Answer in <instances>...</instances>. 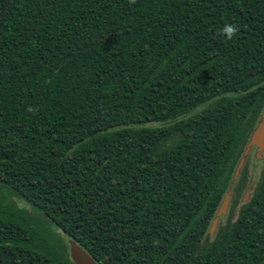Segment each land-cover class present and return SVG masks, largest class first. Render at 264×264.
<instances>
[{
  "label": "trees",
  "instance_id": "obj_1",
  "mask_svg": "<svg viewBox=\"0 0 264 264\" xmlns=\"http://www.w3.org/2000/svg\"><path fill=\"white\" fill-rule=\"evenodd\" d=\"M263 112L264 0H0V264H264Z\"/></svg>",
  "mask_w": 264,
  "mask_h": 264
},
{
  "label": "water",
  "instance_id": "obj_2",
  "mask_svg": "<svg viewBox=\"0 0 264 264\" xmlns=\"http://www.w3.org/2000/svg\"><path fill=\"white\" fill-rule=\"evenodd\" d=\"M253 148L255 150L256 158L261 159L262 153L264 152V112L261 115L260 121L256 124L255 128L251 132L249 140L246 143L242 155L234 170V174L232 176L228 190L221 201V204L214 216V219L211 222V226H210L211 234L214 233L219 218L227 213L233 184L236 181L237 177L239 176L240 171L243 168L244 163ZM249 193H250V187L245 191L243 201H247L249 197ZM68 253H69V258L73 264H97L81 247H79L72 240L68 241Z\"/></svg>",
  "mask_w": 264,
  "mask_h": 264
},
{
  "label": "rangeland",
  "instance_id": "obj_3",
  "mask_svg": "<svg viewBox=\"0 0 264 264\" xmlns=\"http://www.w3.org/2000/svg\"><path fill=\"white\" fill-rule=\"evenodd\" d=\"M254 156H255V150L253 148L250 155H249L248 162H247L248 176H249L250 180H253V181L259 177V174L261 171V162L258 158H255L256 156L255 157ZM8 191L9 190L7 188L3 189V193L7 197V200L13 201L17 207L23 208V209L29 211L30 208L26 203H24V201L16 198L15 196L9 195ZM216 228H217V226H216ZM216 228H215V230H216Z\"/></svg>",
  "mask_w": 264,
  "mask_h": 264
},
{
  "label": "clouds",
  "instance_id": "obj_4",
  "mask_svg": "<svg viewBox=\"0 0 264 264\" xmlns=\"http://www.w3.org/2000/svg\"><path fill=\"white\" fill-rule=\"evenodd\" d=\"M129 5H134L136 0H128ZM238 28L234 24H226L219 32V34L228 40H232L237 33Z\"/></svg>",
  "mask_w": 264,
  "mask_h": 264
}]
</instances>
